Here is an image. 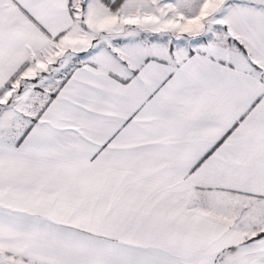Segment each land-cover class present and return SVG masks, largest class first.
Wrapping results in <instances>:
<instances>
[{
  "label": "snow or ice",
  "instance_id": "1",
  "mask_svg": "<svg viewBox=\"0 0 264 264\" xmlns=\"http://www.w3.org/2000/svg\"><path fill=\"white\" fill-rule=\"evenodd\" d=\"M0 264H264V0H0Z\"/></svg>",
  "mask_w": 264,
  "mask_h": 264
}]
</instances>
